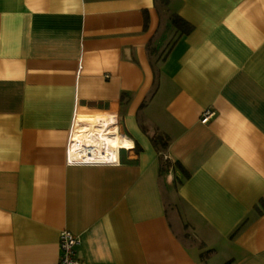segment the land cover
Masks as SVG:
<instances>
[{
  "label": "crops",
  "instance_id": "0c3cea01",
  "mask_svg": "<svg viewBox=\"0 0 264 264\" xmlns=\"http://www.w3.org/2000/svg\"><path fill=\"white\" fill-rule=\"evenodd\" d=\"M63 230L78 264H264V0H0V264Z\"/></svg>",
  "mask_w": 264,
  "mask_h": 264
},
{
  "label": "built area",
  "instance_id": "2783aa9c",
  "mask_svg": "<svg viewBox=\"0 0 264 264\" xmlns=\"http://www.w3.org/2000/svg\"><path fill=\"white\" fill-rule=\"evenodd\" d=\"M213 112L206 109L201 113L200 122L206 123ZM75 127V125H74ZM73 127V128H74ZM73 129L66 144V162L69 164H109L115 162L113 152L99 148L97 142L87 141L85 136L76 138ZM80 243L78 235L63 230L59 234V255L52 264H78L75 248Z\"/></svg>",
  "mask_w": 264,
  "mask_h": 264
},
{
  "label": "trees",
  "instance_id": "16d2710c",
  "mask_svg": "<svg viewBox=\"0 0 264 264\" xmlns=\"http://www.w3.org/2000/svg\"><path fill=\"white\" fill-rule=\"evenodd\" d=\"M172 22L174 23L180 34H187L191 30V25L182 20L177 15L173 16ZM151 141L153 142V145L159 150H164L166 148V140L161 138L160 136L151 137Z\"/></svg>",
  "mask_w": 264,
  "mask_h": 264
},
{
  "label": "bare ground",
  "instance_id": "6f19581e",
  "mask_svg": "<svg viewBox=\"0 0 264 264\" xmlns=\"http://www.w3.org/2000/svg\"><path fill=\"white\" fill-rule=\"evenodd\" d=\"M112 140H113L112 138H97V137L87 138V141L97 142L99 148L101 149L103 148L104 151L110 153H112V150H114L116 147L115 142ZM127 144H130V141H127Z\"/></svg>",
  "mask_w": 264,
  "mask_h": 264
},
{
  "label": "rangeland",
  "instance_id": "374dc122",
  "mask_svg": "<svg viewBox=\"0 0 264 264\" xmlns=\"http://www.w3.org/2000/svg\"><path fill=\"white\" fill-rule=\"evenodd\" d=\"M177 206H181V202L180 201L177 202Z\"/></svg>",
  "mask_w": 264,
  "mask_h": 264
}]
</instances>
